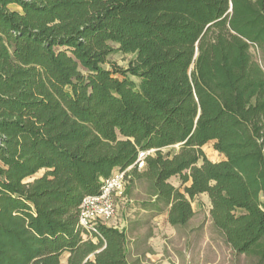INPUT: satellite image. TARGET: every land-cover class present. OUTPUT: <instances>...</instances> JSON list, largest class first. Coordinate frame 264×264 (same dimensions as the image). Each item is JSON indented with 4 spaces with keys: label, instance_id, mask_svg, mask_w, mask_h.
<instances>
[{
    "label": "trees",
    "instance_id": "1",
    "mask_svg": "<svg viewBox=\"0 0 264 264\" xmlns=\"http://www.w3.org/2000/svg\"><path fill=\"white\" fill-rule=\"evenodd\" d=\"M252 45L264 59V0H0V264H131L125 228L87 232L79 205L147 150L126 177L169 225L204 193L229 246L264 264ZM117 52L127 67L110 63Z\"/></svg>",
    "mask_w": 264,
    "mask_h": 264
},
{
    "label": "rangeland",
    "instance_id": "2",
    "mask_svg": "<svg viewBox=\"0 0 264 264\" xmlns=\"http://www.w3.org/2000/svg\"><path fill=\"white\" fill-rule=\"evenodd\" d=\"M17 9L15 5L10 6ZM253 59L264 70L260 50L252 45ZM132 55L114 53L110 63L122 68L128 66ZM108 67V65H104ZM206 143L202 150L211 161L223 158ZM178 185L177 177L170 178ZM116 214L111 224L126 230L127 260L131 264H256V258L236 253L214 227L210 217L207 195H198L191 203L194 215L184 226L171 227L164 218L166 207L154 204L145 181H126L121 195H113ZM63 253L60 264H67Z\"/></svg>",
    "mask_w": 264,
    "mask_h": 264
},
{
    "label": "built area",
    "instance_id": "3",
    "mask_svg": "<svg viewBox=\"0 0 264 264\" xmlns=\"http://www.w3.org/2000/svg\"><path fill=\"white\" fill-rule=\"evenodd\" d=\"M152 151H139L136 160L130 166L123 170L116 169L109 177L102 180L97 194L85 196L82 199L79 205L78 223L83 230L98 234L97 225L99 223L119 228L116 224L110 223L116 214L113 195L122 194L127 181V171L133 167H136L138 170L142 169L144 157Z\"/></svg>",
    "mask_w": 264,
    "mask_h": 264
},
{
    "label": "crops",
    "instance_id": "4",
    "mask_svg": "<svg viewBox=\"0 0 264 264\" xmlns=\"http://www.w3.org/2000/svg\"><path fill=\"white\" fill-rule=\"evenodd\" d=\"M200 195H204V193L203 194H200ZM206 195V194H205ZM164 218L166 219V214H164ZM167 221V220H166ZM168 223V222H167ZM167 225H169V224H167ZM169 226H171V225H169ZM172 227V226H171ZM67 256H68V253H66L65 254V259L67 260Z\"/></svg>",
    "mask_w": 264,
    "mask_h": 264
}]
</instances>
